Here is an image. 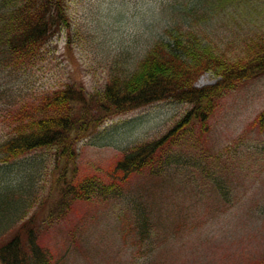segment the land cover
I'll return each mask as SVG.
<instances>
[{
	"label": "trees",
	"instance_id": "obj_1",
	"mask_svg": "<svg viewBox=\"0 0 264 264\" xmlns=\"http://www.w3.org/2000/svg\"><path fill=\"white\" fill-rule=\"evenodd\" d=\"M175 2L168 0L160 5L161 22L164 20L158 30L160 35L152 38L142 56L134 61L122 58L125 49L113 54L100 90L87 93L82 87L65 82L32 92L30 97L20 91L9 99L6 113L0 118L9 129L0 140V264H62L61 258L44 242L53 220H38L33 217L35 212L29 214L39 190L34 173L39 165L48 169L49 162L54 170L61 167L58 179L51 185L57 192L55 207L61 210V215L74 203L105 204L100 205L102 208L117 204L123 197V201H129V205L118 211L115 226L116 246L127 251L134 249L138 254L131 257L132 263L143 259L141 264H149L154 258L152 253L164 251L173 235L179 246L184 245L181 234L192 229L184 222L174 224V230L165 224L169 218L163 214L168 208V193L165 196L161 191L165 184L163 174L168 167L185 164L186 160L177 156L175 150L191 131L189 124H193V118L199 122L201 134L206 133L207 119L222 92L264 75L262 28L243 36L234 32L238 43L231 39L232 43L227 42L225 47L208 34L216 33L219 18L228 19L233 14L242 17L249 8L258 11L264 0H199L188 8L177 7ZM72 3L73 0H0V80H4L0 85L1 99L11 97L20 87L14 88L18 77L23 78V74L47 59L55 36L70 31ZM206 72L219 80L210 86L196 87V80ZM12 74L14 82L10 85V78L6 77ZM163 101L186 105L188 109L159 135L120 150L104 171L102 168L103 173L76 176L71 165L75 150L91 131L107 120ZM254 124L259 131L264 130V108L249 129ZM39 151L52 155L7 178L8 166ZM235 152L228 147L221 155L227 163L226 157L236 155ZM196 167L200 173L205 171L200 164ZM173 170H169L171 179ZM205 172L206 178L209 171ZM141 176L146 178L141 181L144 184L151 180L152 184L158 182L161 186L159 190L149 187L140 190L151 205L135 204L136 199L129 194L135 179ZM211 176L209 188L224 196L227 192L224 172L215 171ZM179 191L185 200L184 190ZM197 196L188 192L187 201Z\"/></svg>",
	"mask_w": 264,
	"mask_h": 264
},
{
	"label": "rangeland",
	"instance_id": "obj_2",
	"mask_svg": "<svg viewBox=\"0 0 264 264\" xmlns=\"http://www.w3.org/2000/svg\"><path fill=\"white\" fill-rule=\"evenodd\" d=\"M166 1L73 0L72 28L67 34L54 37L47 59L39 67L23 74V78L18 77L14 88L20 87L11 93V97L0 98V118L6 113L9 99L20 91L30 97L32 92L65 82L74 83L87 93L100 90L109 72L108 60L113 59L114 53L125 49L122 58L134 61L160 33L158 30L164 22H161L160 5ZM195 3L199 0L175 2L181 8ZM249 10L242 17L233 14L228 19L219 18L215 32L220 35L209 33L208 36L212 35L211 39L225 47L232 40L238 43L234 32L236 36H243L258 32L259 28L264 30V5L258 7V11ZM197 13H200L199 9ZM6 78H10L9 83L13 85L14 75ZM218 80V76L206 72L198 77L195 86H210ZM3 81L0 80V85ZM263 108L264 75L222 92L207 119L209 129L206 133L201 134L197 119L193 118V124H189L191 131L185 134L175 150L177 156L186 160L185 164L166 169L162 189L158 182H141L146 180L143 176L135 179L129 192L136 199L135 204L151 205L140 190L146 187L161 189L165 196L168 193V208L163 214L169 219L165 224L174 230V224L184 222L192 229L181 234L183 246H179L174 235L171 236L164 251L152 253L154 258L149 264H261L264 261V130L259 131L256 123L253 129H249ZM186 109V105L163 101L107 120L78 143L74 164H71L76 176L103 173L120 150L159 135ZM8 130L7 123L0 122V140ZM228 147L237 154L226 157L229 160L227 165L221 152ZM51 155L52 152L39 151L19 159L6 168L7 178H13L22 168L29 169L30 163ZM198 164L209 171L208 179L204 177V170L200 173L196 169ZM38 169L33 178L39 180V190L33 197L37 199H34L29 214L35 212L33 217L38 220H53L44 242L57 258H61L62 264L143 262V259L131 262V257L138 255L134 249L127 251L123 246H116L115 219L129 201H123V197L117 204L102 208L100 205L105 204L74 203L66 214L61 215V210L55 207L58 205L57 192L51 186L58 179L61 167L59 171L54 170L49 162L48 169L40 165ZM172 169L174 175L171 179L169 170ZM215 171L224 172L223 183L227 187L224 196L208 186ZM179 190H184L185 200ZM188 192L198 196L187 201ZM222 198H228V201L223 202Z\"/></svg>",
	"mask_w": 264,
	"mask_h": 264
}]
</instances>
